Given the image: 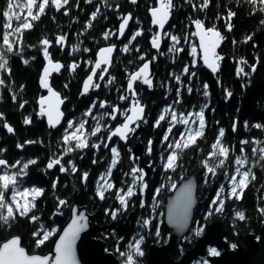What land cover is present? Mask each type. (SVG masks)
<instances>
[{"label":"trees","instance_id":"trees-1","mask_svg":"<svg viewBox=\"0 0 264 264\" xmlns=\"http://www.w3.org/2000/svg\"><path fill=\"white\" fill-rule=\"evenodd\" d=\"M156 3L157 0H139L137 4H131L129 0H106V3L105 0L97 2L91 0V3L88 0H68L66 5L57 10L49 0L44 13L39 14L38 20L32 21L31 17H28L31 27L22 29V37L19 34L10 36L14 51L6 52V56L11 74L0 72V78L5 81L4 85H0V114H3L0 117V159H16L18 145H23L22 155L27 158L34 156L37 163L28 167L30 175L20 179L19 187L39 186L44 192L36 198V207L27 217L17 214L15 220L9 224L0 223V242L11 235H20L23 245L30 252H47L56 233L68 219L69 210L66 206L70 207L77 197L79 204L85 206L92 215L93 224L109 226L96 236L106 241V250L115 253L121 264H124L125 258L120 256V252L128 251V244L134 242L133 237L140 236L144 238L142 244L144 255L137 257L138 264H149L147 254L149 246L153 243L165 244L169 239V229L163 221L166 194L172 191L183 176L192 172L198 176V195L201 202L195 211L197 225L185 236L184 241L173 249L171 253L173 258L179 259L183 251L190 249L212 221L218 220L223 223L226 230L225 239L230 247L236 244L238 237L243 234L259 236L264 226V213L260 211L264 209V160L259 159V152L253 155V148L264 147V143L260 145L255 143L264 142V128L255 127L256 124L264 126V23H262L264 11L260 10L264 6L259 3L253 5L249 0H209L208 6L201 8L203 0H173L171 21L165 33L179 37L180 43L176 46L183 51L170 52L173 42L163 36L161 51L152 55L150 39L157 30L151 27L148 11L156 6ZM7 4L8 0H0V50H4V33L11 31L4 26L6 18L3 12L7 10ZM98 8L99 13L92 20V14L97 12ZM229 11L235 13L230 21L227 19ZM126 13H131L134 18L129 35L120 43L112 66L103 80L97 77L96 82L100 87L96 92L81 95L82 80L89 73L97 50L102 46L116 43L119 17ZM21 15L23 19L27 13L22 12ZM197 19L207 27L219 30L224 37L223 45L216 54L222 57L218 60L220 71L217 75L210 74L199 60L197 42L191 26ZM89 22L91 27H87ZM229 22L232 25L231 31L226 26ZM18 23L20 22L13 20L12 28L14 29ZM139 30H142L143 34L131 40L132 35ZM106 32L110 33L107 39ZM249 35L252 36V40L245 42ZM61 36L66 39L63 44H58L57 39ZM45 39L50 42L48 46L42 44ZM126 46L128 51H124ZM193 46L197 49L195 56L192 54ZM45 47L52 59L63 63L61 72L52 78V85L66 99L64 107L66 118L62 127L55 130L47 127L37 109L40 95L38 78L45 63ZM141 56L144 59H141ZM152 57L156 61L153 86L143 85L139 81L135 84L138 99L146 107L143 121L145 129L138 138L147 151L146 162L152 166L148 188L146 195L139 201L137 185L136 195L129 199L127 210H121L113 220L107 210L121 208L116 199V189L127 190L132 183L129 175L131 169L141 168V163L130 158V150L137 141L136 138L125 144L114 141L112 146L120 153L119 161L112 169L111 175V182L115 184V188L106 192V198L101 200L97 196V180L107 172L113 159L110 149L103 148L110 130L122 123L124 113L128 112L129 99L121 100V96L127 95V80L130 74ZM25 60L28 61L27 64L24 63ZM241 60L247 61V64H240ZM71 63L80 64V67L73 71L70 69ZM252 65L256 66L254 73L250 71ZM185 66L196 75L194 77L185 75L183 73ZM238 67H244L249 75L237 76ZM177 75L181 77L179 83L175 79ZM110 79L112 83L109 84ZM205 84L208 85L206 90ZM189 87L192 89L191 93L188 91ZM205 91L208 93L207 96ZM228 92L232 93L230 97L227 95ZM101 102H106L107 106L101 108ZM94 103L96 106L92 109V115L86 117L84 114ZM115 106L120 110L116 120L112 121L110 117L105 116L99 121L101 131L94 136L91 135L97 124V119L93 117L98 118L104 113H110ZM169 106L178 116L181 113L187 115L201 110L204 112L203 136L182 151L170 149L168 144H174L179 139L185 130L184 125L177 123L171 132L167 133L169 117L166 114V119L161 121L160 126H154L163 110ZM27 118L31 119V124L25 123ZM71 119L76 122L87 120L85 132L88 147L68 153L66 159L69 158L70 165L73 163L76 171L69 169V174L60 177L57 189H53V179L47 181V175H43V172L47 171L48 161L57 158L60 148H64L65 151L64 128H67L66 122ZM6 123L13 128L12 133L6 131ZM220 129L224 130L222 143L229 148V156L224 167H218L213 175L206 171L203 161L208 159L212 151L211 145L218 139ZM166 133L169 136L168 141L163 140ZM245 140L249 143L242 144ZM29 141H33L34 144L28 143ZM149 141L152 142L151 152L148 151ZM95 144H99L100 147L98 149L93 147ZM174 150L179 152V160L173 171L166 169L165 162L167 156ZM237 156H247L248 165L242 170H249L255 175V179L249 176L247 187L243 189L242 197L239 199L230 195V178L235 174L237 165L234 160ZM14 161H10V165H13ZM210 163H215V158ZM84 173L88 174L86 181L82 179ZM239 179L240 177H237V180ZM221 186L225 189L222 193L224 204L222 210L217 211L219 201L214 205L213 200ZM237 191L239 193L240 189ZM11 195L10 187L5 193L6 200L10 201ZM59 200L67 201V205L62 209V216L55 215ZM237 211L245 214L244 221L236 217ZM33 215L40 218L36 223L30 221ZM128 220L125 233L119 236L118 222L126 223ZM143 220H151V224L144 227ZM40 224L48 230L55 228L56 232L38 247L39 237H34L33 233L39 230ZM201 227L202 234L195 235ZM157 228L159 236L156 235ZM207 253L209 254V251ZM206 258L203 256L192 264H205Z\"/></svg>","mask_w":264,"mask_h":264},{"label":"snow or ice","instance_id":"snow-or-ice-1","mask_svg":"<svg viewBox=\"0 0 264 264\" xmlns=\"http://www.w3.org/2000/svg\"><path fill=\"white\" fill-rule=\"evenodd\" d=\"M89 3H91V0H88ZM132 3H136L137 0H131ZM250 3L253 5L260 4L261 6H264V0H249ZM51 3L56 7L57 10H59L61 7L66 5L68 3V0H51ZM106 3V0H105ZM49 4V0H39V3L37 0H8L7 4V10L3 12V16L6 18L5 28L11 29V31H6L3 35V46L4 50H0V72H7L9 75L11 74V70L8 67V58L6 56L7 53H12L14 51V44L10 40V36L14 34H19V36L22 37V29H29L31 27V22L29 21L28 17H31L32 21L39 19V14L44 13L45 7ZM209 4V0H203V3L200 5L201 8H206ZM156 7L150 8V15L152 17V24L154 26H157L159 31L153 35L151 39V44L154 49L159 51L160 49V42L162 38V34L165 38L170 39L173 43L170 47L169 51L172 53H177L180 51H183L181 48H177L176 45L180 43V38L174 35H170L168 33L164 32V26L167 23L168 19L170 18L172 9L174 8L173 0H157ZM195 8L196 5H193ZM19 10V11H17ZM35 10V14H34ZM261 11H264V7H261ZM26 11L27 16H24L22 19L21 13ZM99 13V8L97 9V12L92 14L91 19L94 20ZM67 14V13H65ZM235 16V13L229 11L228 13V21L231 20V18ZM132 19L131 15L129 14L126 17L122 18V23L119 28V34L120 36H123L125 27L128 25L129 21ZM18 21L20 23L17 24V26L13 29L12 28V21ZM195 25L196 32L195 35L200 37L201 41V47L204 50V62L207 64L213 72H216L218 70L219 65L216 63L217 60L222 59V57H219L215 54L214 49L215 47L221 42L224 37L221 35L219 31H217L215 28L212 29H205L204 24L201 20H194L192 22ZM264 23V22H262ZM227 28L229 31H231L232 25L231 23H227ZM87 27H91V22L87 25ZM142 30H139L135 32L131 40H135L137 36L142 35ZM110 33H105V39L108 38ZM210 37V44L205 43V38ZM65 37L61 36L58 37L57 43L63 44L65 41ZM252 40V36L249 35L246 37L245 42ZM42 44L45 46H48L50 42L45 39L42 41ZM212 50V56L213 59L209 60V51ZM114 50L113 47H109L106 49H102L100 52V59L95 63V67L91 74L88 76L87 80L84 83L83 86V92L82 94H86L90 88H99L100 84L95 82L96 77V70L102 69V65H105L102 69V74L99 76V80L104 79V73H107V66H110V59L108 55ZM139 49H137L138 51ZM124 51H128L127 46L125 47ZM196 47H192V54L195 56L196 54ZM44 56L45 58L49 59V64H51L52 68L56 71H59V69L62 67L59 63L52 64L47 47L44 48ZM141 59H144L143 56H141ZM153 61H147L143 64V66L136 71L135 73L131 74L129 77L128 82V91L132 94V97L136 96L135 89H134V83L136 81H140L143 84L148 85L149 87L152 86V79L150 78V65ZM25 64L28 63L27 60L24 61ZM242 65H246L247 61L241 60L239 62ZM193 66H195V60L193 61ZM78 67L77 64H72L71 69L74 71ZM251 72L256 71V66L252 65ZM183 73L185 75L195 76V72H190L189 68L185 66L183 69ZM249 75L248 72H245L244 67H238L237 68V76L247 77ZM49 77V69L46 67L43 72V76L41 78V85L42 87L48 89L50 92L51 97H55L57 99V104L62 103L63 101L59 99V94L54 92L49 84L48 81ZM114 79V78H113ZM176 81L179 83L181 80V77L179 75L175 76ZM5 81L0 78V85H4ZM108 83H112V80L110 79ZM208 85L205 84L204 88L207 89ZM189 93H191L192 89L188 88ZM205 95L207 96L208 93L205 91ZM227 95L230 97L232 95L231 92H228ZM15 99V97H13ZM129 99L127 95L121 96V100ZM40 116H44L47 114L48 122L50 127H55L56 124L59 123L60 117L62 116V113L59 112L58 107L56 108V116L53 117V109L52 105L49 104L47 110L45 109V98H41L40 101ZM95 103L89 108V110L84 114L86 117L92 115V109L95 108ZM106 102H101L100 107L105 108ZM21 107H23V104H21ZM118 107H113L112 112L110 113H104L100 115L98 118L93 117V119H97V124L95 126V129L90 133L91 135H96L98 132L101 131V124L99 121L103 120L105 116L110 117L111 119L115 120L116 114L119 112ZM131 113V114H128ZM144 108L142 105H140L139 101L135 98L131 101V106L128 109V112L124 113L125 115V122L116 127L115 130H110V135L108 136V141H111L112 137L118 136L121 140H127L128 135L130 133L135 132V128L139 127V122L143 121ZM166 114L169 117V127L167 129V133H170L172 128L176 126L177 123L182 124L185 126L184 132L181 133L178 140L175 141V143H169L168 147L170 149H176V150H183L186 148H189L191 145L196 143V139L203 136V130L205 127L204 122V112L203 110L195 113H188L187 115L181 113L179 116L177 113L172 110L171 106L164 109L162 114L158 117L156 124L154 126L159 127L161 121H164L166 119ZM3 114H0V117H2ZM26 124L31 123V119L27 118L25 120ZM87 123V120H82L80 122L76 121H69L67 124L68 129H72L71 132H67L63 136V142L65 145H68L65 149L64 155H67L68 153H71L78 149H83L88 147L87 143V136L85 135V125ZM135 125V127H133ZM7 127L8 132H13V128L11 126L5 125ZM245 127H247V123H245ZM256 128H264V126L260 124L255 125ZM235 125L233 127V131H235ZM165 134L163 137L164 141H168L169 136L168 134ZM224 130L220 129L218 133V139L211 145L212 151L209 153L208 159L203 161V165L208 173H211L215 175L217 168H222L225 165V162L228 159L229 156V148L224 146L222 143V138L224 137ZM28 143H34L33 141H29ZM151 141H149V149L148 151L151 152ZM249 141L245 140L242 141V144H247ZM257 145H260L264 142L261 141H255ZM105 147H108L107 144L104 145ZM18 147H23V145H18ZM95 148H99V144L93 145ZM113 159L111 161V164L109 165V168L106 173L102 174L98 180H97V196L103 200L105 199V193L109 190H112L115 188V184L111 182V175H112V169L116 166V164L119 161L120 153L116 147H112L110 149ZM244 149H241V152H243ZM257 152H259V159L264 160V147L259 148H253V155H256ZM215 158V163H210V161ZM62 157L53 158L50 160V162L47 165L48 169H52L53 167L59 165L60 171L65 172L69 171V169L65 168L61 164ZM179 160V152L178 151H172L166 158L165 167L166 169L175 170L177 166V161ZM96 161H93L95 163ZM35 160H30L27 162H24L21 164L20 161H17L16 164L8 165L7 162L3 159H0V223L3 224H9L10 221H14L16 218V215H20L22 217H27L28 214L36 207L35 200L39 196L43 195L44 189L38 188V187H32V188H20V178L27 175V169L31 164H35ZM235 165L237 167L235 168V174L231 176L230 178V195L232 197H235L237 199L242 197L243 189L247 187V183L249 182V176H251L252 179H255V175L252 174L249 170H242L243 168H246L248 165V158L247 156H237L234 160ZM6 168H19V171L9 173L8 171H4ZM71 171L75 172L76 168L73 165L71 168ZM132 178V183L127 187V190L125 191L124 188L116 189V199L119 201L121 208L115 209V210H107V212L110 213L111 218L115 220L117 218V215L120 213L121 210H127L129 206V199L136 195V188L139 184L140 188H146L147 185L143 182L144 181V175L143 169L134 167L131 169L130 174ZM87 173L83 174L82 179L84 181L87 180ZM237 177H240L239 180H237ZM55 183L53 184V188H55ZM12 188V195L10 198V201L6 200L5 193L9 188ZM237 189H240V192L238 193ZM225 189L223 186H221L220 190L217 192L216 198L213 200V204L215 205L217 201H219V205L217 207V211L222 210L224 201L222 199V193H224ZM157 194H159V189H157ZM192 198H191V186L187 185L184 189L182 199L178 205H175L169 213V220L175 224H177L179 227H184V225L187 223L188 220V213L189 209L191 207ZM67 205V201L65 200H59L58 201V214H62L59 212L60 208H63ZM141 207H143V204H141ZM262 213H264V209L260 210ZM212 213L210 212L209 215ZM236 217L244 221L246 219V216L243 212L237 211L235 213ZM73 219L69 227L63 232V234L60 236L59 241L56 244L55 247V255L54 256H30L26 253L25 249L21 247V241L19 237H14L13 239L9 240L6 243H3L0 245V264H78L76 260V254H75V242L78 239L80 233L84 231L87 228L88 225V217L87 215L79 210L74 208L73 209ZM40 218L38 216H31L30 221L33 223H36ZM151 224V220H143L142 225L144 227H148ZM56 232V229L53 228L51 230H48L44 227L43 224L39 225V230L33 233L34 237H39L37 239V246L44 244L51 236H53ZM203 232V228L201 227L198 229L195 233V235L199 236ZM156 235L159 236L160 232L157 228ZM143 236H140L139 238L133 237L132 243L128 244V251L126 252H120V256L124 257V264H138L137 257H142L144 255V252L142 250V244H143ZM232 249H236L237 245L232 244ZM119 251V249H117ZM209 254L211 256H219L221 253L216 248H210ZM207 264V262H205Z\"/></svg>","mask_w":264,"mask_h":264},{"label":"water","instance_id":"water-1","mask_svg":"<svg viewBox=\"0 0 264 264\" xmlns=\"http://www.w3.org/2000/svg\"><path fill=\"white\" fill-rule=\"evenodd\" d=\"M94 1H99V0H94ZM129 2L131 4H137L139 2V0H137L136 3H132L131 0H129ZM156 6H158L157 3H156ZM156 6H154V7H156ZM172 11H173V9H172ZM129 14L131 15V13H128L124 17L128 16ZM148 15H149L150 20H151V27L153 29H156L158 32L159 31L158 27L154 26L152 24V17L150 15V9L148 11ZM131 17H132V19L129 21L128 25L125 27L123 36H120V34H119V28H120V25L122 23L123 17L120 18V21H119V24L117 27V34H116V42L117 43H114L113 45L102 46L97 50V52L95 54V62L93 64L92 68L90 69L88 75L82 80L81 93H80L81 95H84V94H82L84 83L87 80L88 76L93 71V69L95 67V63L100 59L101 50L114 46V50L110 54H106V55H108L110 62H111L110 66H107V69L108 70L110 69L112 62H113V58H114V56H115V54L119 48V44L129 35L131 23L133 20L132 15H131ZM170 21H171V15H170V18L168 19L167 23L164 26V32H165L167 26L169 25ZM191 26H192V29L195 33L196 32L195 25L193 23H191ZM204 27H205V29H212V28H207L205 24H204ZM194 37H195L197 45H198L199 60L202 63L203 68L206 69L210 74L217 75L219 73V70H220V65H219L218 61H216V63L219 65L218 70L216 72H213L212 69L207 64H205V62H204L205 53H204L203 48L201 47L200 37L195 35V34H194ZM151 39H152V37H151ZM151 39H150L151 53H152V55H154L155 52H159L162 49L163 34H162V38H161V42H160L159 51H157L156 49H154L152 47ZM205 43L210 44V37L205 38ZM222 45H223V40L221 42H219V44L215 47V49H214L215 54L221 49ZM212 59H213L212 50L210 49L209 60H212ZM50 60H51L52 64L59 63L60 65H62V67L59 69V71H56L52 68L51 64H49V59L48 58L46 59L44 65L42 67L41 73L39 75V79H38V84H39L40 89L43 92V95L41 97H39L37 104H38V108L40 110L41 106H40L39 101L41 98H45V100H46L45 109L47 110L48 105L51 104L52 109H53V117L54 118L56 116L55 110L58 107L59 112L62 113V116L60 117L59 123L56 124L55 127L49 126L47 114H45L43 116L47 127L49 129L55 130V129H59V127L60 128L62 127L64 120L66 118V113L64 111L66 99L63 98L61 93L59 91H57L52 85V78L61 72V70L63 69V64H62V62L55 61L51 58H50ZM147 61H153L150 65V69H149L150 74H151L150 78L152 79V86H153L154 79L156 77V69H155L156 61H155L154 57L148 59ZM147 61H145V62H147ZM143 64L136 71H138L143 66ZM46 67L49 69L48 81H49L50 87L54 92L59 94V99L63 101L62 103L57 104V99L55 97H51L48 89L42 87V85H41L40 81H41V78L43 76L44 69ZM78 67H80V64H78ZM103 67H105V65H102V69H103ZM102 69L96 70V77L94 78L95 81H96L97 77H99V75L102 74ZM108 70H107V72H108ZM135 72H133V73H135ZM105 74L106 73H104V76H105ZM128 82H129V78L127 80L126 93H127V96L129 97V108H130L132 99L135 98L138 101H139V99H138L136 88H135V84L137 81L134 83V89H135V93H136L135 97H132V94L128 91ZM141 84H143V83H141ZM143 85H146V84H143ZM97 89H99V88H90V90L88 92H96ZM139 103H140V101H139ZM140 105H142V104L140 103ZM142 106L144 108L143 117L145 118L146 107L144 105H142ZM118 113L116 114V117L118 116ZM128 114H131V113H128ZM143 121H144V119H143ZM143 121L139 122V127L135 128L134 133H130L128 135L127 140H121L118 136H114V137H112L111 141H108V139H107V143H106L109 146L115 137L118 140H120L121 143H128L131 139L136 138L137 141L132 145L131 150H130V153H131L130 158H131V160H137L141 163V169H143V172L145 173L143 182L147 185V187L143 188V189H141L139 186V193H138V200L139 201L141 200V198L144 195H146L147 188H148V179H149V175L151 173V167H152L149 162H146L145 148H144L142 142L138 138V136L145 129V125L143 124ZM124 122H125V118L122 121V123L117 124L113 130H115L116 127L122 125ZM6 125L9 126V124H6ZM133 126H135V125H133ZM5 129L7 130V127H5ZM137 146L140 147L138 154L136 152ZM187 185L191 186L192 203H191V207L189 209L187 223L184 225V227L181 228L177 224H175L169 220V213H170V211H172V209L175 205H178L180 203L182 196H183L184 189ZM198 189H199L198 176L195 172H192L189 175L183 176L176 183V185L174 186L172 191L166 194L164 211H163V221L166 224L167 228L169 229V239H168V242L165 244L159 245V244L153 243L149 246L148 251H147L149 264H191L193 261H195L196 259H198L199 257H202V256H207V259H208L210 264H264V226L262 227L259 236L254 235V234H243L240 237H238V239L236 241L237 248L232 249V247H230V245L228 244V242L225 239L226 230L224 228V225L221 221H218V220L212 221L211 223H209L205 227L203 234L196 239V241L194 242V245L190 249L185 250L179 259H175L172 257L171 253H172L173 249L183 242L185 236H187L190 233L192 227L195 224V219H196L195 211H196L197 207H199L201 205L200 197L198 195ZM74 208L83 211L88 217L87 228L80 233L78 239L75 242V254H76V260H77L78 264H121L119 258L115 255V253L106 250V241L101 239V238H98L96 236L98 232L106 229L108 225L100 226L98 224H93L91 221L92 215L87 211L85 206H81L79 204L77 197H75V199L73 200V202L71 203V205L69 207V214H68L69 216H68L67 221L63 224V226L56 233L55 237L53 238L52 246H51L50 250H48L47 252H45V253L30 252L27 249V247L25 245H23L20 235H11L7 239L1 241L0 245L8 242L9 240L13 239L14 237H19L20 241H21V247H23L25 249V251L28 255L40 256V257L54 256L55 255V247H56L57 242L59 241L60 236L69 227V225L72 222V219L74 218L73 217V209ZM118 223L119 224L117 227V233L119 236H122L127 229V225L129 223V220L126 223H121V222H118ZM209 246L216 247L220 251L221 254L219 256L207 255V250H208Z\"/></svg>","mask_w":264,"mask_h":264},{"label":"flooded vegetation","instance_id":"flooded-vegetation-1","mask_svg":"<svg viewBox=\"0 0 264 264\" xmlns=\"http://www.w3.org/2000/svg\"><path fill=\"white\" fill-rule=\"evenodd\" d=\"M43 95V92L41 91V89H40V95L39 96H42ZM38 108V107H37ZM71 121H75V120H71ZM68 122L69 121H67V123H66V126H67V124H68ZM64 130H66V128H64ZM32 144H34V143H32ZM64 147H66V145H64ZM64 148H60V150H59V155L57 156V157H62V159H61V164L65 167V168H67V169H71L70 168V160H69V158H68V160L66 159L67 158V156H68V154L67 155H64V150H63ZM22 147H19L18 149H17V157L15 156V158L16 159H10V160H6L7 161V164L8 165H10V161H12V160H15L14 161V164H16V162L17 161H20L21 162V164L22 163H24V162H27V161H30V160H35L36 161V163H37V160H36V158H33L34 156H30L29 158H27V157H25V156H23L22 155ZM53 159V158H52ZM51 160V159H50ZM50 161H48V163H49ZM35 163V164H36ZM48 163H47V165H48ZM32 165V164H31ZM46 165V166H47ZM20 169L19 168H6V169H4V171H8L9 173H12V172H16V171H19ZM46 172H43V175H47L46 176V178H47V181H51V179H53V184L55 183V188L57 189V184H58V181H59V178L60 177H62V176H65V175H68L69 174V172L68 171H65V172H61L60 171V166L59 165H57V166H55V167H53L52 169H48L47 167H46ZM27 175H30V172L27 170ZM27 175H25V176H27ZM25 176H23V177H25ZM22 177V178H23ZM21 179V178H20ZM84 181V180H83ZM20 186V185H19ZM22 186V185H21ZM53 186V185H52ZM32 187H38V188H40L39 186H31V187H26V188H32ZM55 188H53V189H55ZM66 201V200H65ZM62 209L63 208H60L59 209V212L60 213H62ZM66 209L67 210H69V206L67 205L66 206ZM65 209V210H66ZM55 214H57V215H61L62 216V214H58V210L55 212Z\"/></svg>","mask_w":264,"mask_h":264},{"label":"rangeland","instance_id":"rangeland-1","mask_svg":"<svg viewBox=\"0 0 264 264\" xmlns=\"http://www.w3.org/2000/svg\"><path fill=\"white\" fill-rule=\"evenodd\" d=\"M38 3H39V2H38ZM34 12H35V10H34ZM23 13H27V12L24 11ZM71 131H72V130H71ZM67 132H68V131H67ZM212 247H214V246H209L208 251H209V249L212 248ZM214 248H216V247H214ZM216 249H217V248H216ZM217 250H218V249H217ZM183 252H184V251H183ZM206 259H207V258H206ZM196 260H198V259H196ZM196 260H195V261H196ZM207 262L209 263L208 259H207Z\"/></svg>","mask_w":264,"mask_h":264},{"label":"bare ground","instance_id":"bare-ground-1","mask_svg":"<svg viewBox=\"0 0 264 264\" xmlns=\"http://www.w3.org/2000/svg\"><path fill=\"white\" fill-rule=\"evenodd\" d=\"M139 150H140V147L137 146V147H136V152H137V154L139 153ZM145 155H146V157H147V151H146V149H145Z\"/></svg>","mask_w":264,"mask_h":264}]
</instances>
